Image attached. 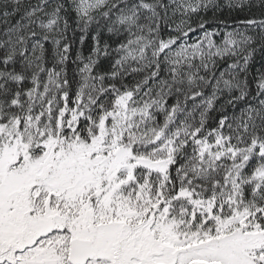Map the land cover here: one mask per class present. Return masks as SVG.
<instances>
[{"label": "snow or ice", "instance_id": "6c2138e0", "mask_svg": "<svg viewBox=\"0 0 264 264\" xmlns=\"http://www.w3.org/2000/svg\"><path fill=\"white\" fill-rule=\"evenodd\" d=\"M0 264H264V0H0Z\"/></svg>", "mask_w": 264, "mask_h": 264}]
</instances>
